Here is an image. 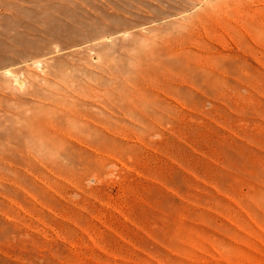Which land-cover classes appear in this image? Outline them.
Returning a JSON list of instances; mask_svg holds the SVG:
<instances>
[{"label": "rangeland", "instance_id": "1", "mask_svg": "<svg viewBox=\"0 0 264 264\" xmlns=\"http://www.w3.org/2000/svg\"><path fill=\"white\" fill-rule=\"evenodd\" d=\"M0 264H264V0H0Z\"/></svg>", "mask_w": 264, "mask_h": 264}]
</instances>
